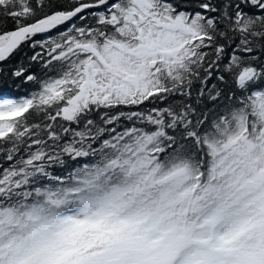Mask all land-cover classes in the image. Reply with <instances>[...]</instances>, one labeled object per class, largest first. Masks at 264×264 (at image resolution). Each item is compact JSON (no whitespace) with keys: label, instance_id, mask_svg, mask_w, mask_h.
I'll list each match as a JSON object with an SVG mask.
<instances>
[{"label":"snow or ice","instance_id":"1","mask_svg":"<svg viewBox=\"0 0 264 264\" xmlns=\"http://www.w3.org/2000/svg\"><path fill=\"white\" fill-rule=\"evenodd\" d=\"M0 264H264V0H0Z\"/></svg>","mask_w":264,"mask_h":264},{"label":"trees","instance_id":"2","mask_svg":"<svg viewBox=\"0 0 264 264\" xmlns=\"http://www.w3.org/2000/svg\"><path fill=\"white\" fill-rule=\"evenodd\" d=\"M77 21H78V20H77ZM76 23H77V22H76ZM78 23H79V22H78ZM78 23H77V24H78ZM63 30H64L63 28L58 29L57 31L52 32L50 35H52V36H56V35H57V32H59V31H63ZM46 35H48V34L38 35V36L36 37V39H38V40L45 39V38H46ZM36 50L38 51L39 49H36ZM32 51H33V50H32L27 44H25V45L20 49V51L16 53V55L13 57V59H12V61H10V63H14V62L19 61V60H25V61H26V58L32 54ZM36 69H37V70L39 69V66H38V65L36 66ZM213 82H214V81H213ZM26 87H28V86H26ZM198 88H199V85H198V84L194 86V89H193L194 94H195V91H196ZM4 91H5V92H9V91H10V92H12L14 95L17 94V93H16V89H15L12 85H9V86L5 87ZM22 91H23V90H22ZM179 99H181V98H180V97H174V98H172V101L179 100ZM172 101H170V102H172ZM189 102H190V103H194V100L189 101ZM146 107H148V105H146ZM209 107H211L210 104H209Z\"/></svg>","mask_w":264,"mask_h":264},{"label":"flooded vegetation","instance_id":"3","mask_svg":"<svg viewBox=\"0 0 264 264\" xmlns=\"http://www.w3.org/2000/svg\"><path fill=\"white\" fill-rule=\"evenodd\" d=\"M76 22L78 23L79 21H75V23H76ZM65 27H66V26H65Z\"/></svg>","mask_w":264,"mask_h":264}]
</instances>
